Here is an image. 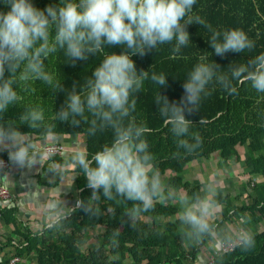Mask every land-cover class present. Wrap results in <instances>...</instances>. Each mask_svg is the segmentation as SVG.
Here are the masks:
<instances>
[{
    "label": "trees",
    "instance_id": "obj_1",
    "mask_svg": "<svg viewBox=\"0 0 264 264\" xmlns=\"http://www.w3.org/2000/svg\"><path fill=\"white\" fill-rule=\"evenodd\" d=\"M33 2L43 9L59 0ZM7 10L0 3V11ZM192 15L199 16L205 24L188 26L191 42L182 46L179 52H173V41L158 45L142 56H132L137 69L148 71V77L139 92L130 97V100L135 99L136 107L124 122L132 121L150 129L143 138L153 156L154 168L160 171L162 179L168 181L167 187H163L165 198L154 200L150 209L140 211L130 221L128 212L138 202L115 194L112 199L102 193L93 197L76 164L74 185L80 206L76 205L73 211L60 216L52 227H44L36 233L26 227L23 231L16 209L0 203V220L5 226H14V235L21 237L20 241L10 238L0 243V254L4 248L13 247L12 257H30L34 264H127V261L130 264H195L200 254L208 253L214 257L212 264H264V93H257L250 82L233 80L235 93H229L215 81L210 83L207 94H202L195 111L186 113L192 124L189 136L184 138L193 143L192 134L199 137V144L191 152L178 147L171 126L165 123L156 104L159 93L170 102L180 101L184 95L183 80L202 55L207 57V62H216L224 74L230 75L232 66L246 65L249 59L264 53V0H196ZM209 26L220 32L241 29L255 46L241 53L213 55L208 44L211 37ZM121 51L118 47L105 46L88 60L72 64L64 50L58 48L45 60V70L53 83L58 82L64 91H54L52 86L34 77L21 79L18 75L15 86L17 100L0 120L15 121L25 136L35 137L37 141L53 136L82 137L86 142V155L91 157L111 142L113 130L98 129L95 134H90L93 117L87 110L83 118L78 117L79 125H73L70 120H59L56 112L73 86L82 95L86 93L87 80L105 55ZM153 74H163L168 78L167 85L161 88L151 79ZM28 108L42 111L43 119L37 127L29 128L19 120ZM49 127L54 132L53 136L47 135ZM3 156L7 158L4 153ZM73 161V157L57 159L62 166ZM197 161H216L220 166H232L236 177L241 179L238 189H230L226 195L213 196L221 210L217 218L209 219V222L223 233L229 226L238 230L242 226L239 217L246 215L247 224L243 227H248L255 240L250 249L237 245L233 251L213 253L216 248L209 239L195 241L186 238L187 227L182 225L178 215L179 198H190L201 193L205 185L215 184L210 179L199 182L187 173ZM67 173L70 172L63 171L56 176L61 179ZM169 190L176 194L175 199L166 198ZM96 228L102 229L97 237L98 243L87 246L89 234Z\"/></svg>",
    "mask_w": 264,
    "mask_h": 264
},
{
    "label": "clouds",
    "instance_id": "obj_2",
    "mask_svg": "<svg viewBox=\"0 0 264 264\" xmlns=\"http://www.w3.org/2000/svg\"><path fill=\"white\" fill-rule=\"evenodd\" d=\"M0 3L8 9L0 11V117L17 100L18 75L21 79L34 77L52 86L54 91H64L58 82L53 83L45 70V60L58 48L75 64L88 60L105 46L118 47L121 52L105 55L94 69L87 80L86 93L82 95L73 86L56 116L61 121L70 120L73 125H79L78 117L83 118L87 110L93 117L90 134L98 129L113 130L111 142L91 157L83 152L73 157L93 197L102 193L112 199L115 194L138 202L128 212L130 221L140 211L150 209L154 200L165 198L161 173L154 168L153 156L143 138L150 129L132 121L124 122L136 107L135 99L130 100V97L139 92L148 77V71L137 69L132 56H142L158 45L173 41V52L189 44L188 26L205 24L199 16L192 15L196 0H59L43 9L36 7L33 0H0ZM210 31L208 44L213 55L241 53L255 46L241 29L220 32L210 28ZM151 79L161 88L167 85L168 78L163 74H153ZM233 80L250 82L257 93H264V53L249 59L246 65L232 66L230 75L224 74L216 62H207V57L202 55L183 80L184 95L179 102H170L159 93L158 110L171 126L178 147L191 152L199 144L195 134H192L193 143L184 138L189 136L192 124L186 113L195 111L202 94H207L209 84L215 81L229 93H235ZM42 119L39 108H28L19 117L29 128L37 127ZM47 135H54L51 127ZM24 136L15 121L0 120V151H7L8 160L16 167L31 168L38 162L37 148ZM39 162H43L42 156ZM215 191V187L208 184L201 193L179 198L178 215L182 225L187 227L186 238L195 241L207 238L218 250L226 244L250 249L255 240L251 231L243 227L247 224L246 215L239 217L242 226L238 230L229 226L223 233L209 222L220 208L213 199ZM166 198L175 199L176 194L169 190Z\"/></svg>",
    "mask_w": 264,
    "mask_h": 264
},
{
    "label": "crops",
    "instance_id": "obj_3",
    "mask_svg": "<svg viewBox=\"0 0 264 264\" xmlns=\"http://www.w3.org/2000/svg\"><path fill=\"white\" fill-rule=\"evenodd\" d=\"M24 138L27 142L36 145L35 156L38 162L31 168H18L11 164V169L4 174L3 182L12 197L9 202L0 203L16 209L18 222L22 224L21 230L25 231L26 227V229L36 233L42 231L44 227H49L60 216L73 211L76 207L79 201L78 190L74 185L77 178V174L74 173L76 163L73 161L62 166L58 164L57 159L74 157L78 152L87 154L86 142L77 135L53 136L40 141L35 140V137L32 136H24ZM54 144L62 145L64 147L63 152L59 155H45L44 148ZM1 152L8 158L7 151ZM41 156L43 157L42 163L39 162ZM53 164L58 165V167L53 168ZM63 171L70 173L59 179L56 173L59 174ZM57 181L58 183H56ZM14 229V226H5L0 220V243L3 244L10 238L20 241L21 237L18 234L14 235ZM13 254V247L4 248L0 254V264H5L7 261L11 262L15 258L12 257ZM211 255L208 253L200 254L198 262L195 264H206ZM18 258L20 260L16 264H34L30 257L27 259Z\"/></svg>",
    "mask_w": 264,
    "mask_h": 264
},
{
    "label": "rangeland",
    "instance_id": "obj_4",
    "mask_svg": "<svg viewBox=\"0 0 264 264\" xmlns=\"http://www.w3.org/2000/svg\"><path fill=\"white\" fill-rule=\"evenodd\" d=\"M206 163V165L204 166V163ZM233 167L229 166L227 164H224L222 166H220L218 164V162L216 161H197V164H195L194 166H191L189 171L187 173H191L192 177H196L197 181L199 182H203V181H207L210 179V181H214L215 184L213 185L216 189L215 191V195H226L230 189H235L236 187H239L241 185V179H238L236 177V175L233 172ZM239 172H243V169L240 170ZM234 176V177H232ZM232 177V178H231ZM196 180V179H195ZM243 181V180H242ZM162 184L163 187H167L168 185V181L164 178L162 179ZM221 184V185H220ZM238 189V188H236ZM220 211V208L217 209L214 213V215L212 217H210L209 219H216L217 218V213ZM248 228V227H246ZM102 233V229L96 228L95 230H93L92 232H90L89 237L90 239L88 240L89 242L87 243V246H92V245H96L98 243V235ZM86 246V247H87ZM213 252V250H212ZM127 264H130V261H127Z\"/></svg>",
    "mask_w": 264,
    "mask_h": 264
},
{
    "label": "built area",
    "instance_id": "obj_5",
    "mask_svg": "<svg viewBox=\"0 0 264 264\" xmlns=\"http://www.w3.org/2000/svg\"><path fill=\"white\" fill-rule=\"evenodd\" d=\"M64 147L60 144H54V145H49L44 148V154L48 156H53V155H59L63 152ZM12 165L11 162L8 160V158H5L3 156V152L0 151V202H9L11 199L12 195L8 188L5 186L3 182V177L4 174L7 173L11 169ZM237 246V244H231V245H225L224 248L222 249H215L213 253H227L229 251H233L234 248ZM20 259L19 258H14L10 264H16ZM214 260L213 255L210 256L209 261L206 264H212Z\"/></svg>",
    "mask_w": 264,
    "mask_h": 264
}]
</instances>
